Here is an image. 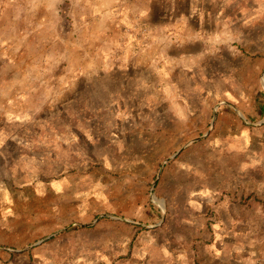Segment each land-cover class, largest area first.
Wrapping results in <instances>:
<instances>
[{
    "label": "rangeland",
    "instance_id": "1",
    "mask_svg": "<svg viewBox=\"0 0 264 264\" xmlns=\"http://www.w3.org/2000/svg\"><path fill=\"white\" fill-rule=\"evenodd\" d=\"M0 264H264V0H0Z\"/></svg>",
    "mask_w": 264,
    "mask_h": 264
}]
</instances>
